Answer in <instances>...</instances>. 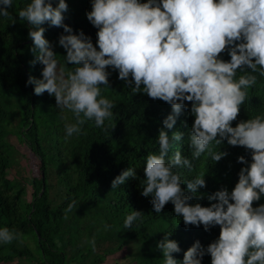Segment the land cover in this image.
Instances as JSON below:
<instances>
[{"label": "clouds", "instance_id": "obj_1", "mask_svg": "<svg viewBox=\"0 0 264 264\" xmlns=\"http://www.w3.org/2000/svg\"><path fill=\"white\" fill-rule=\"evenodd\" d=\"M12 6L13 0H0V17H9ZM67 11L66 0H31L18 13L30 25L32 64L43 65L42 79L29 77L27 84L35 86V95L48 93L57 108L73 114L75 122L64 126L65 142L82 134L88 121L109 131L105 121L114 117L115 104L101 92L111 88L110 76L118 72V79L134 95L142 93L172 109L159 130L158 154L145 158L141 195L151 197L157 214L171 202L186 228L220 229L218 239L207 247L197 240L184 252L182 262L173 256L181 252L178 242L169 238L171 234L165 235L157 244L163 264H202L206 255L211 264H264V204L254 207L264 197V114L233 127L248 89L257 84L258 77L264 78V0H91L86 16L97 29L95 44L82 30L75 34L65 24ZM44 24L63 28L66 34L58 43L66 52L65 65L73 67L60 64L45 38ZM224 53L230 60L221 58ZM184 111L194 117L188 135L192 159L180 151L169 156L173 142L183 140L185 133L174 131L169 136L164 130L174 129ZM225 142L249 151L251 162L239 156L237 162L246 166L238 173L235 187L208 194V207L193 205V196L207 187L205 177L200 173L185 180L179 169L191 172L192 161L205 154L214 162L221 161L229 153L216 151L213 145ZM135 175L131 167L122 171L112 181V189ZM184 184L192 196L185 193ZM76 207L73 199L64 209V219ZM143 216L133 210L124 228L130 229ZM24 239L16 229L0 228V244ZM88 243L95 252V235Z\"/></svg>", "mask_w": 264, "mask_h": 264}, {"label": "trees", "instance_id": "obj_2", "mask_svg": "<svg viewBox=\"0 0 264 264\" xmlns=\"http://www.w3.org/2000/svg\"><path fill=\"white\" fill-rule=\"evenodd\" d=\"M30 2L13 0L9 17H0V228L16 229L26 237L23 242L0 244V264H106L121 252L128 253L132 264H163L157 244L169 234L181 248L173 256L182 262L184 252L197 240L207 247L218 239L219 226L209 232L203 226L186 228L182 217L175 215L171 202L157 214L151 197L141 195L145 158L149 153L158 154L159 130L172 112L167 103L142 93L134 95L118 79V72L109 69L111 88H102L101 92L115 104L114 117L105 121L109 131L106 133L88 121L82 126V134L65 142L64 126L75 122L73 114L57 108L54 96L35 95V86L27 84L29 77L42 79L43 69L39 62L32 64L35 56L30 50L33 47L30 25L18 17L19 11ZM66 3L65 24L75 34L82 30L95 44L97 29L86 16L91 11V0H66ZM42 26L58 61L65 65L66 52L58 41L66 33L63 28ZM221 58L230 60L227 53ZM258 114H264V78L260 77L248 89V99L233 127ZM193 123L190 111H184L174 129H164L169 136L174 131L185 133L183 140L173 142L169 156L180 151L192 159L188 135ZM12 138L35 156L37 176L33 171L28 177L24 174L19 159L22 154ZM213 148L229 155L214 162L205 154L192 161L191 172L179 169L185 180L200 173L205 177L207 187L193 196L190 201L193 205L208 207V194L235 187L238 173L246 166L237 162L239 156L251 162V153L242 147H231L225 142ZM130 167L135 170V177L113 190L112 181ZM182 187L187 195H193L186 184ZM73 199L77 207L64 219V209ZM259 204H264V197L254 207ZM133 210L143 212L144 216L125 229L124 220ZM105 225L109 227L106 229ZM94 235L95 252L88 243ZM202 264H211V257L206 255Z\"/></svg>", "mask_w": 264, "mask_h": 264}, {"label": "rangeland", "instance_id": "obj_3", "mask_svg": "<svg viewBox=\"0 0 264 264\" xmlns=\"http://www.w3.org/2000/svg\"><path fill=\"white\" fill-rule=\"evenodd\" d=\"M12 141L14 142V144H16L19 147L20 153L22 155H26V156L21 155L20 157L18 156L21 161V165L24 168V174L28 177L31 171H33L37 176L38 169H37V161L35 159V156L31 152H28L26 148H24L22 145H20L16 140V138H12ZM127 254H128L127 252L124 253L121 252L117 256L109 258L106 264H121V261H123V264H132L131 262L132 260L131 258H129Z\"/></svg>", "mask_w": 264, "mask_h": 264}, {"label": "bare ground", "instance_id": "obj_4", "mask_svg": "<svg viewBox=\"0 0 264 264\" xmlns=\"http://www.w3.org/2000/svg\"><path fill=\"white\" fill-rule=\"evenodd\" d=\"M36 77V76H35Z\"/></svg>", "mask_w": 264, "mask_h": 264}]
</instances>
